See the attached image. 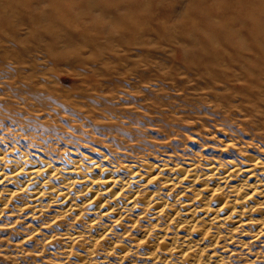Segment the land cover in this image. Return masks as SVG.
Instances as JSON below:
<instances>
[{
  "label": "bare ground",
  "instance_id": "6f19581e",
  "mask_svg": "<svg viewBox=\"0 0 264 264\" xmlns=\"http://www.w3.org/2000/svg\"><path fill=\"white\" fill-rule=\"evenodd\" d=\"M208 10L203 11L213 14ZM39 15L46 17L44 11ZM137 21L124 22L127 32L123 22L113 21L115 30L109 34L95 23L87 25L97 37L107 34L110 41L103 48L98 41L71 48L62 43L68 30L52 25L33 36L35 41L54 37L52 47L35 53L25 46V53L1 48L0 52L14 64L28 62L34 71L41 70L39 65L65 64L79 69L83 82H92L101 73L99 64L108 69V64H117L114 72L132 64L127 53L132 37L142 39L137 44L152 42L154 38L146 41L143 36L155 33V25L146 21L141 26ZM203 26L207 25L197 29L216 30ZM185 39L172 40L182 48V59L143 50L142 56L149 58L144 60L146 67L121 73L149 84L156 80L161 87L169 80L172 87L185 91L177 95L183 106L177 107V135L191 138L182 133L187 129L181 123L193 117L199 121L195 128L201 141L195 138L197 145L188 141L181 147V140L132 138L130 129L98 112V104L86 107L87 128L79 126L80 135L70 132L71 138L61 145L64 134L55 133L59 148L41 129L39 137L21 130L24 136L19 139L2 132L0 231L14 232L15 240L27 247L39 242L44 249L49 246L48 257L56 264L258 263L264 256V42L255 41L259 47L247 48V53L236 47L216 49L219 38L213 49L195 38L187 46ZM149 71L155 72L154 78ZM187 89L189 94L198 92L201 102L194 113L187 110L191 99ZM56 95L57 102L60 98L73 102L72 94ZM87 131L105 137H90ZM162 135L169 137L171 132Z\"/></svg>",
  "mask_w": 264,
  "mask_h": 264
},
{
  "label": "rangeland",
  "instance_id": "374dc122",
  "mask_svg": "<svg viewBox=\"0 0 264 264\" xmlns=\"http://www.w3.org/2000/svg\"><path fill=\"white\" fill-rule=\"evenodd\" d=\"M205 9L213 11V14L212 12L207 14L203 11ZM42 11L45 12V18H40L39 14ZM126 14L131 15L127 17ZM75 15H80V17L73 20L71 17ZM133 19H138L137 22H140L141 26L143 22H150L155 25L157 33L149 34L147 32L143 36L147 39L146 41L148 38H154L149 44H137L136 42H140L142 39L139 37L131 38V42L127 44V46L130 45L127 53L132 64L126 67L127 71L128 68L138 70L146 67L144 60L147 57L142 56L143 50L157 51V55L163 58V53L179 55L182 48L172 41L176 37L187 38L183 40L187 46L190 40L195 38L198 43L203 42L211 49L215 47L213 46L214 39L219 38L220 46L215 47L216 49L222 48L224 50L226 47L230 49L236 47L239 51L246 49L247 53H249L247 48L251 49L254 46L258 48L257 42H264V0H0V48L8 49L9 52L16 54L25 53L23 46L29 47L32 53L41 50L43 47H52L55 45L54 37L50 36L43 41L33 39L35 34L43 33L52 25H60L62 32L68 30L67 39L62 43H69L71 48L91 45L92 41H98L97 43H100L103 48V45L107 46V42L109 44L110 41L108 39L106 41V35L111 29L115 30L113 21L116 23L123 22L124 32H127L124 22H131ZM93 23L97 24L98 28L101 27L100 30H109L108 33L103 32L97 37L94 29L93 32H89L87 25ZM197 25H207L203 27H214L216 30L204 32L197 29ZM222 25L231 26L235 31H240L242 35L233 31L228 32V28L225 27L224 29ZM84 35L87 36V39ZM101 36L103 37L101 38ZM234 44L235 46H233ZM173 49L175 51L172 52ZM4 54L0 52V133L3 132L7 135L11 132V138L19 139L24 136L20 134L22 133L21 130H28V134L33 133L38 137L41 132H45L47 136L54 137L53 144L59 148L71 138L70 132L74 135H80L79 126L83 125V129L87 128L85 126L88 123L85 111L89 106L98 104L96 110L103 115L109 116L110 114L112 121L115 120L114 122L117 124L130 129L129 132L133 134L132 138L155 142H168L169 140L177 142L181 140L182 146L179 142L177 145L181 147L188 141L193 144L195 140L192 139L195 138L201 141L198 135L200 134L199 130L195 128L199 121L193 117L190 119L185 117V121L181 123L187 129L182 133L191 138L184 140L182 139L184 136L178 137L176 119L179 115L177 107L183 108V106L180 105L181 102L177 95L184 94L185 91L172 87L169 80L165 82L167 83L166 87H161L156 80L153 84H149L144 80L139 81V78H135L131 74L124 77L122 73L126 72L124 71L126 68L123 70L119 68L122 73L114 72L112 69L117 64L112 63L108 64L113 67H109V69L99 64L97 68L100 69L99 72L101 73L94 75L96 81L83 82L77 73L79 69L76 70L65 64L59 66L53 64L39 65L41 70L34 71L28 66V62L17 65L12 63L11 59ZM39 55L41 54L39 53ZM175 56L177 57V55ZM24 58L30 59L28 55H24ZM180 58L182 59L181 55H179L178 60ZM40 62L42 63V61ZM147 73L151 79L155 77L154 71ZM52 79L53 81H51ZM134 82L136 83L134 84ZM190 90H186L188 97L191 98L189 106L186 108L194 113L197 110L195 107H199L201 102L198 99V92L189 94ZM56 92L72 94L74 96H72L73 102L63 103L64 98H60L61 102H57L59 97ZM81 94H86L83 95L85 98L79 97ZM102 120L107 121L108 118H102ZM12 122L15 126L12 125ZM71 126L73 128H70ZM39 129L41 130L39 131ZM167 132H171L169 137L162 135V133L166 134ZM55 133H58L59 136L64 134L60 140L61 145L57 144L58 138ZM86 133L90 137H105L103 134H93L89 131ZM136 139L133 141L134 143L138 142ZM195 144L196 142L193 146ZM199 147L197 146V148ZM14 235V232L0 231V264H56V260L48 257L49 246L44 249L39 242L27 247L26 244L23 245L20 241L15 240ZM18 245L21 247L19 248ZM28 249L30 250L28 251ZM258 260L257 264H264V256L259 257Z\"/></svg>",
  "mask_w": 264,
  "mask_h": 264
}]
</instances>
